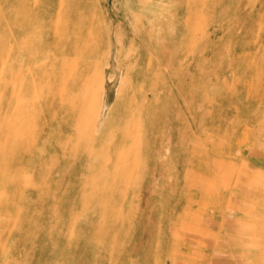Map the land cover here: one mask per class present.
<instances>
[{
	"label": "rangeland",
	"instance_id": "rangeland-1",
	"mask_svg": "<svg viewBox=\"0 0 264 264\" xmlns=\"http://www.w3.org/2000/svg\"><path fill=\"white\" fill-rule=\"evenodd\" d=\"M0 264H264V0H0Z\"/></svg>",
	"mask_w": 264,
	"mask_h": 264
},
{
	"label": "bare ground",
	"instance_id": "bare-ground-1",
	"mask_svg": "<svg viewBox=\"0 0 264 264\" xmlns=\"http://www.w3.org/2000/svg\"><path fill=\"white\" fill-rule=\"evenodd\" d=\"M82 62V61H81ZM80 62V63H81ZM79 63V64H80ZM82 65V67L80 68V69H83L84 71H86V75H88V77L84 80V82H83V85L81 86V87H79V82H74V80H73V78L72 77H74V73H75V71H76V66L77 65H73V67L71 68L70 67V74H69V76H68V82L70 83L69 85H74L73 87H79L78 89V94H76L75 95V99L76 100H78V98H79V96L81 95V94H83L84 93V97L83 98H85L86 97V95L88 94V93H92L91 94V98H90V102H91V108H90V112H92V109L94 108V106H95V102H94V97H95V94L97 93V91H99V88H98V83H97V75H98V73L95 71V72H92V71H90V70H88V69H86V67H84V65L83 64H81ZM65 75H66V73L65 72H63V74L61 75V79H60V81H63L64 80V77H65ZM102 84V87H103V90H104V86H103V83H101ZM70 88V87H69ZM119 88V87H118ZM62 90L60 91V99H64L65 97H66V95H65V89L66 88H61ZM102 90V91H103ZM71 94H69V96H68V100H71ZM78 110V111H77ZM76 111L78 112V114L80 113V110H79V108H75V109H73L72 111H71V113H76ZM90 114V113H89ZM90 118L91 117H89V115L87 116V117H84V119L83 120H81L80 122H89V120H90ZM86 124V123H85ZM201 141V140H200Z\"/></svg>",
	"mask_w": 264,
	"mask_h": 264
}]
</instances>
